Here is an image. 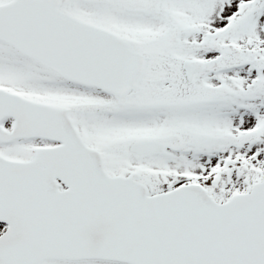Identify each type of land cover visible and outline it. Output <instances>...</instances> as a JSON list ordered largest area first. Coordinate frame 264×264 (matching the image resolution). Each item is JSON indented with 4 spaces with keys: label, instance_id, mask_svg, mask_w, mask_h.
Segmentation results:
<instances>
[{
    "label": "snow or ice",
    "instance_id": "6c2138e0",
    "mask_svg": "<svg viewBox=\"0 0 264 264\" xmlns=\"http://www.w3.org/2000/svg\"><path fill=\"white\" fill-rule=\"evenodd\" d=\"M0 264H264V0H0Z\"/></svg>",
    "mask_w": 264,
    "mask_h": 264
}]
</instances>
